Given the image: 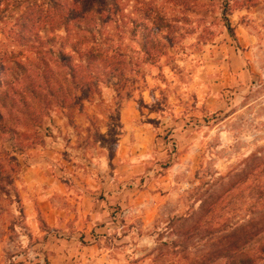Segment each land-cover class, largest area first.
<instances>
[{
	"label": "rangeland",
	"instance_id": "rangeland-1",
	"mask_svg": "<svg viewBox=\"0 0 264 264\" xmlns=\"http://www.w3.org/2000/svg\"><path fill=\"white\" fill-rule=\"evenodd\" d=\"M188 1L195 33L142 66L137 91L109 81L36 130L2 114L0 154L24 152L21 203L0 191V264H207L205 231L246 218L255 185L241 171L264 150V0ZM18 15L0 19V56L20 50ZM180 230L189 249L164 261Z\"/></svg>",
	"mask_w": 264,
	"mask_h": 264
},
{
	"label": "trees",
	"instance_id": "trees-1",
	"mask_svg": "<svg viewBox=\"0 0 264 264\" xmlns=\"http://www.w3.org/2000/svg\"><path fill=\"white\" fill-rule=\"evenodd\" d=\"M38 1L43 0H0V19L19 11L14 29L20 42L18 54L0 56V120L5 112H19L35 130L52 112L80 107L99 95L109 81L128 94L137 91L139 69L156 65L195 33L190 15L197 12L188 0H135L129 12L127 0H50L46 13ZM3 132L16 136L6 124ZM19 149L0 154V191H13L18 204L15 178L21 167L15 153L24 152ZM244 163V184L255 185L253 203L246 218L205 231L211 244L207 264L208 259L211 264L264 262V150ZM173 221L171 229L180 222ZM176 234L160 244L164 261L189 249V233Z\"/></svg>",
	"mask_w": 264,
	"mask_h": 264
},
{
	"label": "crops",
	"instance_id": "crops-1",
	"mask_svg": "<svg viewBox=\"0 0 264 264\" xmlns=\"http://www.w3.org/2000/svg\"><path fill=\"white\" fill-rule=\"evenodd\" d=\"M102 252V250H100V253ZM99 256V255H98Z\"/></svg>",
	"mask_w": 264,
	"mask_h": 264
}]
</instances>
